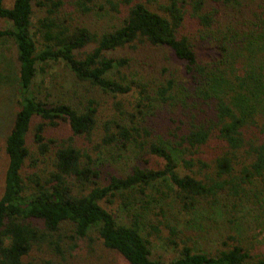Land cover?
Wrapping results in <instances>:
<instances>
[{
  "label": "trees",
  "instance_id": "trees-1",
  "mask_svg": "<svg viewBox=\"0 0 264 264\" xmlns=\"http://www.w3.org/2000/svg\"><path fill=\"white\" fill-rule=\"evenodd\" d=\"M34 8L42 14L32 25ZM92 15L104 19L100 27L88 21ZM0 18L9 22L0 41L14 46L18 104L3 140L0 264H62L23 257L44 244L62 259L64 239L97 240L125 264H264V245L253 252L236 232L213 251L193 249L188 238L170 240L177 255L167 262L148 248L160 226L177 234L169 222L180 214L186 225L211 213L234 225L240 214L256 211L257 222L264 213V0H0ZM58 62L72 84L111 99L109 116L98 123L90 90L55 89L52 96L36 85V75ZM132 92V100L117 98ZM60 124L86 138L99 125L92 151L147 153L157 168L134 164L99 183L86 152L71 139L44 135ZM28 132L35 153L49 152L51 160L26 175L34 150ZM164 179L179 213L169 222L159 205L142 199ZM116 196L126 221L98 203ZM133 203L147 210L127 207Z\"/></svg>",
  "mask_w": 264,
  "mask_h": 264
},
{
  "label": "rangeland",
  "instance_id": "rangeland-1",
  "mask_svg": "<svg viewBox=\"0 0 264 264\" xmlns=\"http://www.w3.org/2000/svg\"><path fill=\"white\" fill-rule=\"evenodd\" d=\"M11 0H4L5 5H10ZM42 12L33 9L31 15L32 25L35 23L37 17L41 16ZM88 21L95 27H100L104 19L100 15L89 16ZM9 22L7 20L0 18V28H7ZM14 46L10 40L0 41V193L3 187V172L6 163V156L3 151V140L6 132L8 131L9 125L11 123L12 115L14 111L18 108V104L14 97L15 91V77H16V63L14 61ZM159 53V51L155 52ZM155 53L152 52L150 56L145 57L144 61H151L155 57ZM152 56V57H151ZM159 61V60H158ZM35 83L41 88L49 89L52 93L55 89L64 90H74L77 95L84 93L85 95H93L94 98H97L99 102L98 106V123L101 122L106 116H109L111 109V99L102 94L99 91H93L89 88H83L78 84H72V75L71 73L58 62L54 65H49L45 68L43 74L38 73L35 77ZM36 89V88H35ZM90 90V92H88ZM134 93L132 92L126 95L117 96L118 99L122 101L132 100ZM101 133L99 125L96 126V129L88 137L84 136H72L65 125L60 124L56 128H48L44 131L45 136H49L54 139H63L75 143L79 147L81 152H86L89 155V159L92 162V167L98 172V178L96 179L99 183H106V180L109 174L112 175H121L126 173L130 166L136 164L140 167H151L157 168V163L159 160L154 156L142 153L140 155H134L129 149L116 151L109 146H105L100 149V151L91 150V142H98L99 135ZM31 132H28L26 135V145L32 151L31 141ZM49 153V152H48ZM46 154H37L35 149L30 155V158L25 159L23 170L24 174H28L33 171V168L36 169H48L51 157ZM49 156V157H48ZM155 187L159 191H155ZM162 193L166 194V197L162 196ZM171 186L168 180L158 181L153 183V185L145 190V196L142 199L151 200L152 202L149 206H160L163 214L165 215L167 221L172 216H175L178 213L176 204L171 197ZM155 199H158L155 202ZM106 210L115 214V217L118 221H126V210L120 205V200L116 196L111 199V202L100 200L98 202ZM127 207L131 208L133 211L145 212L147 208L140 210L137 208V204H131ZM152 211H158V207H153ZM256 211H249L245 215H241L237 224H228L225 216L212 215L209 219L205 217L197 218V222H192L191 224H185L184 220L187 216L181 218V214L178 215L179 219L170 224H174L177 228V234L169 235L167 228L160 226V232L158 235L151 233L148 236L149 243L148 248L151 258H159L165 262L169 261L177 255L176 248L171 242H179V239H189L188 243L193 249H200L201 251H213L215 248L220 247L218 244L219 238L224 237L227 234H232L236 232L238 240L240 243L248 245L249 248L252 247V251L256 252V249L262 248L264 245V213L257 222L253 221V214ZM144 214V213H143ZM243 220L245 223L240 224V221ZM166 222V221H165ZM146 230L144 229L143 234ZM92 236L94 234H91ZM90 235V236H91ZM92 239V238H91ZM171 240V241H170ZM238 241V242H239ZM254 243V244H253ZM61 252L63 251V258H60V255L57 254L55 250L52 249V246H45L44 244L39 246H33L28 253L23 257L25 261L27 260H36L39 258H50L53 260H58L62 264H125L120 256L113 250H108L101 246L97 240L85 241L84 239L80 240H68L64 239L63 242H60ZM255 245V247H254ZM256 248V249H254ZM254 249V250H253ZM261 250V249H260Z\"/></svg>",
  "mask_w": 264,
  "mask_h": 264
}]
</instances>
